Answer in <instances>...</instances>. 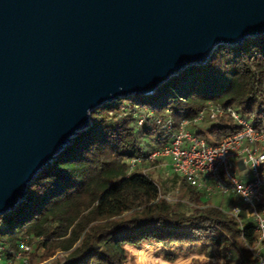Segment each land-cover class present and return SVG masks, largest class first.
Here are the masks:
<instances>
[{
  "label": "trees",
  "instance_id": "trees-1",
  "mask_svg": "<svg viewBox=\"0 0 264 264\" xmlns=\"http://www.w3.org/2000/svg\"><path fill=\"white\" fill-rule=\"evenodd\" d=\"M211 105L223 111L211 118ZM229 108L264 127V34L217 46L206 64L185 67L151 94H130L93 109L91 124L40 170L25 199L0 214V259L126 264L127 246L158 243L164 257L174 260L172 245L213 244L220 254L232 253L224 264H255L249 246L257 241L256 225L230 212L242 205L237 197L220 194L224 199L213 203L174 171L171 201L165 183L146 172L160 161L148 155L169 141L158 119H171L174 128L187 120L191 132L216 145L241 128ZM22 241L30 245L21 254L27 262L15 258ZM190 264L217 263L195 258Z\"/></svg>",
  "mask_w": 264,
  "mask_h": 264
},
{
  "label": "water",
  "instance_id": "water-1",
  "mask_svg": "<svg viewBox=\"0 0 264 264\" xmlns=\"http://www.w3.org/2000/svg\"><path fill=\"white\" fill-rule=\"evenodd\" d=\"M262 34L264 0H0V214L93 109Z\"/></svg>",
  "mask_w": 264,
  "mask_h": 264
},
{
  "label": "built area",
  "instance_id": "built-area-1",
  "mask_svg": "<svg viewBox=\"0 0 264 264\" xmlns=\"http://www.w3.org/2000/svg\"><path fill=\"white\" fill-rule=\"evenodd\" d=\"M222 109L211 105L208 110L211 118ZM228 111L241 128L224 136L216 145L208 144L204 138L191 132L187 120L174 128L171 119H158L157 122L169 135V141L162 148L153 150L148 159L169 158L173 170L206 196L223 194L237 197L242 205H235L230 212L235 216L244 214L254 220L258 238L249 249L255 264H264V206H259L264 195V127H255L232 108ZM203 116L202 111L197 119ZM29 250L30 245L22 241L15 258ZM231 256V252L221 254L217 264H224ZM0 264H12V260L0 259ZM238 264L251 263L241 260Z\"/></svg>",
  "mask_w": 264,
  "mask_h": 264
},
{
  "label": "rangeland",
  "instance_id": "rangeland-1",
  "mask_svg": "<svg viewBox=\"0 0 264 264\" xmlns=\"http://www.w3.org/2000/svg\"><path fill=\"white\" fill-rule=\"evenodd\" d=\"M160 159L158 165L146 169L153 178L165 183L166 193L169 200H174L177 186L172 184L174 179V170L170 164L169 158ZM225 196L220 194L211 195V201L219 204ZM129 249V260L126 264H190L193 259L211 260L217 263L221 255L211 244H181L172 245L169 252L176 255L174 260L164 257L161 251V244L144 243L140 247H127ZM20 260L27 262L25 256H21Z\"/></svg>",
  "mask_w": 264,
  "mask_h": 264
},
{
  "label": "crops",
  "instance_id": "crops-1",
  "mask_svg": "<svg viewBox=\"0 0 264 264\" xmlns=\"http://www.w3.org/2000/svg\"><path fill=\"white\" fill-rule=\"evenodd\" d=\"M211 245H213V244H211ZM214 247H215V245H213ZM127 247H130V246H127Z\"/></svg>",
  "mask_w": 264,
  "mask_h": 264
}]
</instances>
